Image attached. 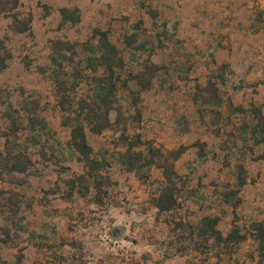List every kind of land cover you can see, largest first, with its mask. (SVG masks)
Returning a JSON list of instances; mask_svg holds the SVG:
<instances>
[{
	"label": "rangeland",
	"instance_id": "374dc122",
	"mask_svg": "<svg viewBox=\"0 0 264 264\" xmlns=\"http://www.w3.org/2000/svg\"><path fill=\"white\" fill-rule=\"evenodd\" d=\"M0 264H264V0H0Z\"/></svg>",
	"mask_w": 264,
	"mask_h": 264
},
{
	"label": "trees",
	"instance_id": "16d2710c",
	"mask_svg": "<svg viewBox=\"0 0 264 264\" xmlns=\"http://www.w3.org/2000/svg\"><path fill=\"white\" fill-rule=\"evenodd\" d=\"M103 41L105 35L102 33L99 35ZM109 47V45H107ZM110 49L111 46H110ZM92 112V111H91ZM107 127V120L104 118L102 122L97 121L94 122L89 129L94 133H99ZM71 143L76 149V151L81 155L83 160H89V154L91 152V148L87 143L85 132L82 126H75L71 131ZM175 155V158L178 157L179 151L171 152ZM170 153V154H171ZM175 200L173 199V195L170 192H163L158 199L157 208L161 211H169L172 209Z\"/></svg>",
	"mask_w": 264,
	"mask_h": 264
}]
</instances>
